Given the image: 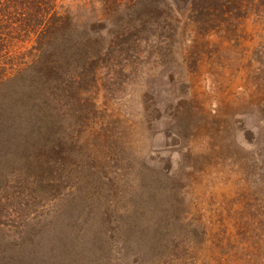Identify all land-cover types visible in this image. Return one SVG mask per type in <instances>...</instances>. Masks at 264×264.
<instances>
[{
  "label": "rangeland",
  "instance_id": "374dc122",
  "mask_svg": "<svg viewBox=\"0 0 264 264\" xmlns=\"http://www.w3.org/2000/svg\"><path fill=\"white\" fill-rule=\"evenodd\" d=\"M135 2L1 46L0 264H264V0Z\"/></svg>",
  "mask_w": 264,
  "mask_h": 264
},
{
  "label": "trees",
  "instance_id": "16d2710c",
  "mask_svg": "<svg viewBox=\"0 0 264 264\" xmlns=\"http://www.w3.org/2000/svg\"><path fill=\"white\" fill-rule=\"evenodd\" d=\"M93 0H90L92 3ZM103 8H121L128 4L118 0H97ZM134 5H139L140 0H135ZM61 0H0V48L5 42L15 39H29L35 37V47L40 50L45 47L44 57L47 54L70 49L66 42L73 41L70 36L73 31L74 16L68 10L59 9ZM126 4V5H125ZM62 40L64 45L52 48L53 41ZM66 43V44H65ZM63 47V48H61ZM1 51V50H0ZM34 65L21 70H30ZM22 74L13 77L2 78L3 82L17 79ZM3 118V112L0 108Z\"/></svg>",
  "mask_w": 264,
  "mask_h": 264
}]
</instances>
